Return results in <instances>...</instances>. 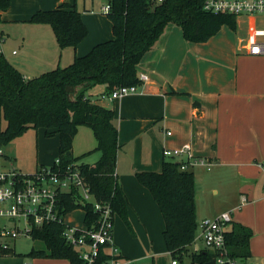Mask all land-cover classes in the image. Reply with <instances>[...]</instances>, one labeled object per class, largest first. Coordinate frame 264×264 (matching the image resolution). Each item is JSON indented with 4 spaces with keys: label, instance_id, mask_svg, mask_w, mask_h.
Wrapping results in <instances>:
<instances>
[{
    "label": "crops",
    "instance_id": "crops-1",
    "mask_svg": "<svg viewBox=\"0 0 264 264\" xmlns=\"http://www.w3.org/2000/svg\"><path fill=\"white\" fill-rule=\"evenodd\" d=\"M89 1L87 4L82 0L79 9V0H11L8 10L2 13L0 24L2 53L7 58L6 39L2 38L4 32L7 37L16 38L17 27L26 26L32 27L31 33L36 35L31 38L24 35L22 46L25 43L36 45L49 60L57 57L59 51L68 53L72 48L57 46L49 25L31 24L26 20L40 10H54L64 3L76 4L87 27L85 14L108 19L100 12L104 0ZM252 33L264 38V28L256 27V20L245 27L237 19L236 31L223 26L207 42L193 43L185 40L179 26L170 24L156 46L139 63L138 72L147 75V80L135 94L109 101L103 99L107 94L105 85L89 90L88 96L93 102L114 111L120 146L116 165L118 184L127 199L129 220L135 229H141L143 239L153 238L158 223L163 235L164 221L161 225L159 207L149 190L138 182L136 173L161 170L163 162L169 160L163 155L164 148L180 149L190 145L194 156L212 163L210 170L205 167L193 169L197 222L229 213L233 222L253 231L248 264H264V55L249 53L248 40ZM112 37L110 31L94 34L89 30L90 41H85L87 38L77 46V56L86 55L96 44ZM13 54H17L15 50ZM15 67L27 79L38 76L30 71L23 73ZM88 129L93 137L92 130L82 126L73 141L74 157L91 152L77 162L79 165H94L101 157L100 152L94 151L95 137L85 146L78 140L80 131L87 135ZM42 131L37 145L39 148V141L43 139L45 149L42 154L50 158L38 155L33 164L35 169L24 172L21 168L28 167L31 161L28 162L22 153L16 154L14 146L10 147L13 140L7 147L9 153H5L4 148L0 150V157L8 163L10 170L31 174L42 167H53L58 160L59 137L55 135L47 140ZM46 163L50 166H45ZM200 206L213 208L211 216L198 217ZM68 216L67 222H74L69 221ZM118 222L122 223V220L118 218ZM121 225L117 224L113 238L123 260L130 261L129 264L154 260L158 253L154 250L155 239L150 243L141 238L129 241L127 230ZM193 248L206 250L199 232ZM31 263L70 264L66 259L51 258H35Z\"/></svg>",
    "mask_w": 264,
    "mask_h": 264
},
{
    "label": "trees",
    "instance_id": "trees-1",
    "mask_svg": "<svg viewBox=\"0 0 264 264\" xmlns=\"http://www.w3.org/2000/svg\"><path fill=\"white\" fill-rule=\"evenodd\" d=\"M107 1L111 4V11L106 16L112 23L113 37L96 44L86 55L76 56L73 63L65 68L56 67L27 79L0 49V150L28 130L43 129L47 137L58 135V164L55 163L53 168L65 171L91 153L81 157L73 155V141L79 127L90 128L97 142L94 151L100 152L101 157L94 165L80 163L81 175L96 200L110 204L116 215L130 226L127 199L116 174L120 146L114 111L93 102L88 96L89 90L105 85L109 94L117 87L140 84L138 65L170 24L182 29L186 41L204 43L223 26L236 31L237 18L205 11V0H164L162 3L154 0ZM10 5L11 0H0V24L3 22L2 13ZM26 22L49 25L61 49L75 50L89 33L76 4L64 3L54 10H40ZM80 85L85 89L75 102H70L66 88ZM136 178L149 190L159 207L164 221L163 239L172 259L182 263L183 258L189 256V264L211 261L213 255L210 251L193 248L199 224L193 171H182L179 162L169 159L163 162L160 172L143 171L136 173ZM61 201L59 214L63 218L80 209L73 192L63 193ZM82 209L85 225H94L98 216L94 214L93 207L87 204ZM65 230L64 223L34 227L31 237L42 247L32 249L30 256L84 264L79 252L66 242ZM252 237L250 228L232 222L225 233L230 257L248 260ZM11 253V249L0 250V256ZM109 259L110 256L102 252L101 261Z\"/></svg>",
    "mask_w": 264,
    "mask_h": 264
},
{
    "label": "built area",
    "instance_id": "built-area-1",
    "mask_svg": "<svg viewBox=\"0 0 264 264\" xmlns=\"http://www.w3.org/2000/svg\"><path fill=\"white\" fill-rule=\"evenodd\" d=\"M154 1L162 3L164 0ZM203 8L210 13L234 16L237 19L246 18L250 21L264 17V0H205ZM110 11L111 4L105 0L100 12L106 15ZM248 42L251 55H264V38H260L258 33L250 34ZM139 80L138 85L115 88L104 95L103 99L115 101L135 94L147 80V75L139 74ZM163 155L165 158L181 159L179 163L182 171H193L195 167L210 170L212 167L210 161L194 156L190 145L180 149L164 148ZM72 192L75 193L80 209L87 204L93 207L94 214L98 216L94 225L86 226L84 218L82 225H72L66 220L70 213L64 218L59 214L63 193ZM115 217L116 213L110 204L96 200L77 163L71 164L65 171L42 167L31 174L14 170L3 171L0 168V250H10V240L31 236L34 227L64 223L66 230L63 236L79 252L84 264H124L126 260L121 257L113 238ZM232 222L229 213H222L214 218H205L198 224L200 238L206 250L214 252L212 260L215 264H248V260L232 258L228 253L225 233ZM102 252L110 256V259L101 261ZM129 263L130 261H126V264ZM172 264L179 263L172 260Z\"/></svg>",
    "mask_w": 264,
    "mask_h": 264
},
{
    "label": "rangeland",
    "instance_id": "rangeland-1",
    "mask_svg": "<svg viewBox=\"0 0 264 264\" xmlns=\"http://www.w3.org/2000/svg\"><path fill=\"white\" fill-rule=\"evenodd\" d=\"M105 1V0H104ZM89 0H86V3L89 4ZM80 4H82V0H79L78 8L80 9ZM85 20L86 23L88 24V30L93 32L94 34H98L101 31H110V34L113 35L112 32V24L111 22L106 19V17H95L94 15L91 14H85ZM106 16L105 14H103ZM241 20V21H240ZM256 20V27L258 28H264V17H258L255 19ZM239 23L242 26L247 27L248 24L250 23V19H244V18H239L238 19ZM32 27L26 26V27H17V37H7V33L4 32L2 36L3 39H6V44L4 46L6 56L13 65L19 67L22 69L23 73L30 71L33 75H40L41 73H44L46 71H49L51 69H54L56 67H61L65 68L69 66L70 64L73 63L74 58L77 56L76 50L69 49L68 53L67 51H59V55L57 57H54L53 59L49 60L48 58H45L42 55V52L36 48V45H32L31 43H25L24 46H22V38L25 35V37H34L36 34L31 33ZM31 33V34H30ZM89 35V33H88ZM88 36L86 37V39ZM90 38H88L85 41H90ZM18 41V42H17ZM24 41V40H23ZM25 42V41H24ZM59 46V45H57ZM16 51L17 54H13V51ZM61 54V55H60ZM22 63H24L25 66H22ZM4 126L6 124H3ZM41 131H36L34 129L28 130L22 137H18V139H15V142L18 143H12L11 146H14V150L16 151V154L19 155V153L25 155L28 159V162L31 161V164L28 167H22V171H33L35 169V160L37 159L38 155H42L44 159L50 158L49 155H43L42 153L44 152L45 149V142L42 140L39 141V148L37 145V141L40 136H43L41 132H43V129H40ZM89 130V129H88ZM85 131H80L78 135V140L82 142V145H86L87 142L93 138L91 135V131H87V135L84 133ZM46 138V137H45ZM53 137H47L48 139H52ZM58 138V137H56ZM22 140V141H21ZM57 140V139H56ZM6 146L3 150L5 153L8 152L9 147ZM57 159V158H56ZM56 159L54 161H56ZM171 159V158H167ZM44 161V160H42ZM0 168L3 171H10V166L8 163H5L4 160L0 157ZM45 166H50L46 163ZM162 169V168H161ZM156 171V172H160ZM156 204V203H155ZM213 213V208L211 207H206V206H200L199 209H197V216L202 218L206 216H211ZM202 216V217H201ZM118 215L115 217L116 225L114 229V235L116 236V231H117V224H122V227H125L127 230L128 234V240L131 241L132 239L138 238L140 240L143 239L144 235L141 229H135V226L133 225L132 222H130V226H127L125 222L122 220L121 222H118ZM129 217V215H128ZM84 218V211L83 209H76L72 211L69 216L68 220L69 221H74L70 222V224H74L75 222L77 224L82 225V220ZM120 221V220H119ZM130 221V220H129ZM137 221V220H136ZM160 224L163 225V219L162 215H160ZM200 233V231L198 230ZM153 238L155 239V244L157 245L156 248L154 249L156 252L155 253V259L152 260L150 259L146 261L144 264H171L172 263V257L170 256L169 253L166 252L165 244H164V239L162 233L159 231V223L156 225V233L153 234ZM151 236L145 237L142 241H154ZM137 239V240H138ZM202 244V243H201ZM42 247V244L38 241H35L32 239L31 236L25 235V236H20L14 240H10V248L12 253L10 255L6 256H0V264H24L26 262H33L35 258L30 256V253L32 249H40ZM192 251V250H191ZM150 252L152 250L150 249ZM152 261V262H151ZM190 263V257L186 256L183 258L182 263L179 264H189Z\"/></svg>",
    "mask_w": 264,
    "mask_h": 264
},
{
    "label": "water",
    "instance_id": "water-1",
    "mask_svg": "<svg viewBox=\"0 0 264 264\" xmlns=\"http://www.w3.org/2000/svg\"><path fill=\"white\" fill-rule=\"evenodd\" d=\"M85 88H84V86L83 85H80V86H77V87H72V86H68L67 88H66V90H67V93H68V100L70 101V102H75L76 101V97L79 95V93L81 92V91H83ZM210 254L211 255H214V252L213 251H210ZM205 264H215V261L214 260H211V261H209V262H207V263H205Z\"/></svg>",
    "mask_w": 264,
    "mask_h": 264
}]
</instances>
